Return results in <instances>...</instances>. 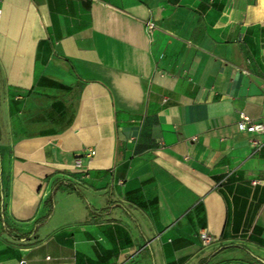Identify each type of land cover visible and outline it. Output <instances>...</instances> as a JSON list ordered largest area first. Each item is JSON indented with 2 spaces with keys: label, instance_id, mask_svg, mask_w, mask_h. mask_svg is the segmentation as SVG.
<instances>
[{
  "label": "crops",
  "instance_id": "crops-1",
  "mask_svg": "<svg viewBox=\"0 0 264 264\" xmlns=\"http://www.w3.org/2000/svg\"><path fill=\"white\" fill-rule=\"evenodd\" d=\"M257 4L0 0V264H264Z\"/></svg>",
  "mask_w": 264,
  "mask_h": 264
},
{
  "label": "built area",
  "instance_id": "built-area-1",
  "mask_svg": "<svg viewBox=\"0 0 264 264\" xmlns=\"http://www.w3.org/2000/svg\"><path fill=\"white\" fill-rule=\"evenodd\" d=\"M1 14V9H0ZM237 127L239 130L250 133V134H264V124L252 120L245 112L240 111L238 113ZM251 145L258 149L262 145V142L257 140H250ZM93 153V151H91ZM87 155V154H86ZM80 161L76 158L74 162V167H79ZM200 239L204 246L211 243L212 238L206 232H200Z\"/></svg>",
  "mask_w": 264,
  "mask_h": 264
},
{
  "label": "clouds",
  "instance_id": "clouds-1",
  "mask_svg": "<svg viewBox=\"0 0 264 264\" xmlns=\"http://www.w3.org/2000/svg\"><path fill=\"white\" fill-rule=\"evenodd\" d=\"M248 8L251 12L252 19L257 23L264 25V0H258L257 6L254 7L252 5H249ZM237 17L238 10L226 5L215 27H223L224 29H227L238 22Z\"/></svg>",
  "mask_w": 264,
  "mask_h": 264
}]
</instances>
